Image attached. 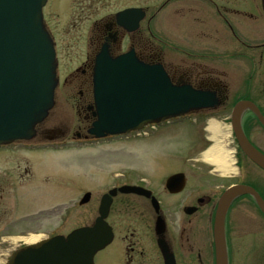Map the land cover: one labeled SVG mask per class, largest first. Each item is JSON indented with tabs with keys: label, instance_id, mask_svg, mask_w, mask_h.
<instances>
[{
	"label": "flooded vegetation",
	"instance_id": "af4514ba",
	"mask_svg": "<svg viewBox=\"0 0 264 264\" xmlns=\"http://www.w3.org/2000/svg\"><path fill=\"white\" fill-rule=\"evenodd\" d=\"M42 13L55 51L58 85L53 107L46 119L36 125L34 137L0 147V166L3 167L0 171V264H11L14 253L45 239L66 237L80 227L92 228L99 217L103 197L112 190L115 192L110 194V207L104 220L112 237L110 243L96 253L94 264H165L159 241L163 242L174 264H216L213 222L226 189L232 185L249 186L264 201V195L254 182H248L258 177L244 169L240 156L254 164L243 153L236 151L241 165L234 174H221L211 165H205L203 159L192 158L182 160V166L162 183L152 177V188H149L134 171L126 172L122 168L110 174L106 185H112L108 189L87 190L79 198L64 186L49 187L54 180L53 173L40 171L41 163L35 154L83 149L120 154L124 153L121 146L126 139L140 136L132 132L98 138L89 133L97 121L93 79L97 59L104 55L112 59L129 56L150 67L161 65L173 83H188L218 96L220 101L215 108L158 124L156 130L186 118L190 119V124L224 113L230 119L229 106L234 100H230L227 87L218 79L220 71L218 73L214 66L209 68L204 62L218 60L216 48L239 46L255 52L252 55L255 58H247L251 77L256 73L252 71L255 60L264 71V28L252 30L251 23L257 18L264 21V0H47ZM260 26L264 27V22ZM161 27L168 33L167 40L156 33ZM178 42L200 50L197 49L196 54L182 50L183 64L167 60L166 47L171 48ZM248 90L237 98L252 102L264 117V86ZM241 126L244 135L258 149L251 134L256 127L264 134V128L255 114L244 111ZM110 145L117 147L109 149ZM254 166L258 174H264ZM189 168L192 172L186 173ZM188 173L198 182L191 189L187 188ZM175 174H183L185 179L178 193H172L166 186L168 177ZM121 187L151 191L152 205L151 199L143 195L120 192ZM61 206L67 207L63 213L59 212ZM252 206L258 219L253 220L254 224L247 220L242 223L240 215ZM83 207L84 224L70 227L77 208ZM13 214L16 215L13 217ZM261 217L264 219L249 195L240 196L230 204L224 224L228 264H243L241 259L247 251L241 252L240 257L238 246L251 229L250 233H256L261 228L259 223L264 225ZM31 237L38 238V242L26 241ZM259 256L262 263L264 247ZM236 257L241 258L237 263L234 262Z\"/></svg>",
	"mask_w": 264,
	"mask_h": 264
},
{
	"label": "water",
	"instance_id": "95a60500",
	"mask_svg": "<svg viewBox=\"0 0 264 264\" xmlns=\"http://www.w3.org/2000/svg\"><path fill=\"white\" fill-rule=\"evenodd\" d=\"M46 1L0 0V146L16 140H31L35 126L47 117L53 106L58 81L53 45L42 20ZM93 82L98 120L89 133L98 138L141 130L148 124L213 108L219 103L214 93L188 84L174 85L161 65L145 66L129 56L99 57ZM246 110L252 111L264 127V118L255 105L240 101L232 111V130L243 154L264 170V155L250 144L241 128V115ZM184 184L183 174L173 175L166 182L172 193L181 191ZM119 190L151 198V193L144 189L123 187ZM245 194L254 199L264 215V201L253 188L236 185L224 192L214 218L216 264H227L224 238L227 210L237 197ZM107 198L110 197L103 198L100 218L93 228H80L67 237L41 242L31 250L16 253L12 261L15 264L26 261L30 264H93L96 252L111 239L110 228L104 223L110 206ZM158 244L165 264H174L163 242Z\"/></svg>",
	"mask_w": 264,
	"mask_h": 264
},
{
	"label": "rangeland",
	"instance_id": "374dc122",
	"mask_svg": "<svg viewBox=\"0 0 264 264\" xmlns=\"http://www.w3.org/2000/svg\"><path fill=\"white\" fill-rule=\"evenodd\" d=\"M262 22L264 21H262L261 18L253 20L251 22L252 30H254V28H264L260 26ZM163 29L164 27H161L156 33L159 36H163L164 40H167L168 33L166 30L163 31ZM178 33L180 34V32ZM255 39L256 37L252 35V40ZM186 49L195 54L197 49L200 50V48L195 46L188 47L178 42V44H175L171 48L166 47L165 51L168 55L167 60H175L183 64L181 60H184L185 57L182 55V50L185 51ZM216 53L218 57L216 59L218 60L205 61L204 64H207L209 68L214 66L216 70H218V73L220 71L218 79L227 87L228 94L231 98L230 100L233 101L236 97L244 95V92H248V89L252 87L260 89L264 86V71L263 68L260 69L258 67V62L256 60V64L253 63L252 70H256V73L251 77V66L247 58L253 57L252 55H254L255 52L239 46H221L216 48L215 54ZM230 107L231 106H229V108ZM224 118H228V115L225 113L214 115L211 119H207L206 121L200 120L195 124H190V119L186 118L173 121L170 125L162 126L159 130H152L151 128L145 129V132L139 137L130 138L129 140L126 139L122 146L119 144V147L121 146L124 148V153L121 152L120 154H105L104 152L100 153V151L95 153L94 150L83 149L67 150L58 153L42 152L35 155H38L37 158L41 163L40 171L53 173V183L50 182L48 186L55 189L64 186L66 189H71L73 193L77 194V198L87 190L94 192L105 191L112 185V183L106 185L110 180V174H115L122 168H124L126 172L134 171V174L137 176L139 175V178L143 180L142 183L152 188V177L157 183H162L166 176L176 172V169L182 166V160L184 161L192 158L202 159V153L212 146V142L206 139L207 132L205 129H207L210 121L215 120L219 123L224 120ZM224 121L226 122V120ZM151 130L152 138H150ZM251 140L257 145L258 149L264 152V134L261 132L260 128H255L254 132L251 134ZM116 147L117 145L108 146L109 149H114ZM239 158L244 169L253 177H258L257 179L250 178L251 180L248 182H254L253 185L264 195V188L262 187L264 186V174H258L256 169L253 168L254 165L252 166L248 163L244 157L240 156ZM88 159H92L93 162L89 163ZM237 161L239 162V160ZM204 163L207 165L206 162ZM91 164L92 167L90 166ZM188 170L192 172L191 168L185 170V172H189ZM0 171H3L2 166H0ZM261 171L262 170H260V172ZM188 175L187 188L191 189L195 187L198 182L196 178L190 177V173H188ZM227 182L225 184H227ZM260 183H262V186L259 185ZM44 208L48 209L50 206H44ZM65 208L67 207L61 206L59 212L63 213ZM247 210L248 212H243L240 215L243 218L241 221L244 223L245 220H247V223L254 224L255 219H258V214L253 206ZM83 212L84 207L81 209L77 208L76 218L72 220L70 227L75 228L84 224L85 218L83 217ZM15 215L16 214H13V217ZM250 218L251 220H248ZM261 218L260 220L264 223V219ZM259 224L262 229L259 228L256 233H250L251 231L253 232L250 228V232L248 234L245 233L246 235L242 238V241H240L238 255L241 257V252L247 251V254L245 256L243 255L242 259L240 258L243 264H264V261L261 263L259 256L260 251L264 247V225L261 222ZM238 235L241 236V233ZM240 259L236 257L234 262L237 263Z\"/></svg>",
	"mask_w": 264,
	"mask_h": 264
},
{
	"label": "bare ground",
	"instance_id": "6f19581e",
	"mask_svg": "<svg viewBox=\"0 0 264 264\" xmlns=\"http://www.w3.org/2000/svg\"><path fill=\"white\" fill-rule=\"evenodd\" d=\"M207 140L212 142V146L202 153V159L207 164H210L223 174H228L231 171L232 153L230 148V137L224 131L221 123L210 121L206 129ZM38 238L31 237L29 243H36Z\"/></svg>",
	"mask_w": 264,
	"mask_h": 264
}]
</instances>
